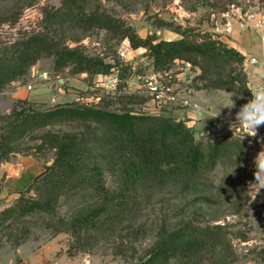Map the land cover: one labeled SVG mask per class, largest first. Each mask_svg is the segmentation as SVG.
Instances as JSON below:
<instances>
[{"label":"rangeland","instance_id":"1","mask_svg":"<svg viewBox=\"0 0 264 264\" xmlns=\"http://www.w3.org/2000/svg\"><path fill=\"white\" fill-rule=\"evenodd\" d=\"M62 2L0 0V17L14 18L13 23H0V54L22 37L44 32L60 43L78 46L85 54L101 57L106 62L119 61L118 48L127 47L128 60L136 65L134 69L123 70L119 85L113 88L100 78L104 75L90 77L86 73H71L70 66L56 71L53 56L43 53L24 74L0 88V191L9 180L22 179L10 193L0 195V212L13 206L21 192L35 196L34 190L26 192L25 189L54 157L53 149L40 145V136L47 131L76 133L83 128L75 121L55 123L36 129L7 146L3 138L8 126L6 117L14 108L46 110L72 102L113 111L146 112L152 108L148 98L139 92L142 76L149 74L152 68V60L145 55L144 48L132 49L127 39L119 40L104 29L83 30L68 20L62 23L59 18L51 22L50 15L63 7ZM87 10L104 11L123 20L141 37L153 33L161 39L178 37L168 28L157 27L158 20L163 19L174 25L193 27L195 33L206 32L213 38L225 36L229 38L227 44H231L238 30L251 32L250 28L255 27L260 15H264V0H88ZM227 24L231 26L229 32L224 30ZM243 24L247 27L243 28ZM185 63L190 65L189 75H193V91L187 107L194 110L193 118L180 116L178 112L184 110L177 107L162 110L171 115L176 113V117L185 120L196 141L205 143L225 135H245L242 130L236 131V127L241 126L236 121V113L242 106V98L232 96L235 107H223L227 104L226 92L240 97L242 94L201 87L206 80L200 78V68L187 61H176L172 70L179 71ZM221 71L224 72L212 68L209 76L205 75L215 78ZM197 91H213L219 95L204 109L202 118L193 103ZM218 108L219 114L209 117L215 115ZM232 111L234 116L229 115ZM246 143L248 146L242 154H232L220 161L195 183L161 187L145 184L120 220L109 227L77 234L54 232L48 227L51 221L71 218L85 205L81 198L61 197L51 217L40 214L21 219L12 217L0 224V264L9 260L13 264H25V261L29 264H137L156 239L161 224L173 228L184 221L200 226H221V243L202 251L197 257L200 264H264V187L260 188L255 178L256 157L264 152V126L258 128L256 137L249 136ZM8 167L17 169L18 173L10 174ZM104 180L108 187H115L109 173L104 174ZM18 247L21 256L16 254Z\"/></svg>","mask_w":264,"mask_h":264},{"label":"trees","instance_id":"2","mask_svg":"<svg viewBox=\"0 0 264 264\" xmlns=\"http://www.w3.org/2000/svg\"><path fill=\"white\" fill-rule=\"evenodd\" d=\"M88 0H63L62 8L54 11L51 22L68 20L83 30L104 29L119 40L127 39L132 49L144 48L152 60L154 71L172 68L176 61H187L201 70L206 80L203 88L230 90L242 94L241 105L251 99L246 56L233 46L206 32L195 33L193 27L174 25L159 19L160 28H168L177 38L161 39L155 33L139 36L123 20L106 12L87 10ZM14 22L8 15L0 23ZM43 53L53 56L54 69L70 66L71 73L90 77L110 75L118 70L119 61L106 62L90 56L78 47H70L44 32H35L13 42L0 54V88L24 74ZM224 70L208 78L211 69ZM127 67H122L119 75ZM216 73V72H215ZM121 76V75H120ZM199 87V86H197ZM3 136L8 146L28 133L55 123L75 121L82 125L79 132H50L40 136V145L53 149L54 157L44 171L36 174L15 204L0 212V224L14 217L21 219L36 214L53 216L58 201L81 198L85 201L71 218L51 221L54 232L77 234L90 229L109 227L122 217L134 201L139 189L147 183L192 184L213 170L232 154H242L248 136L225 135L196 141L186 121L167 113H146L125 109L113 111L106 107L79 104H57L46 110L15 108L6 117ZM109 173L115 187L106 185ZM221 226H200L184 221L173 228L164 223L158 227L156 239L137 264H200L198 255L220 244Z\"/></svg>","mask_w":264,"mask_h":264},{"label":"built area","instance_id":"3","mask_svg":"<svg viewBox=\"0 0 264 264\" xmlns=\"http://www.w3.org/2000/svg\"><path fill=\"white\" fill-rule=\"evenodd\" d=\"M259 23L260 20L258 19L254 28H257ZM230 29V24H227L224 28L226 32H229ZM262 40H264V37ZM118 55V70L116 69L113 74L100 76L101 79L107 80L113 88L120 83L119 71L121 68L127 67L129 69H134L136 65V63L128 60L127 47H119ZM255 63H257L256 57L248 56L245 59L244 66L247 67L248 65ZM189 71H191L190 65L185 63V65L181 66L179 71H173L172 68L165 71H154L151 68V72L149 74L142 76L143 85L140 87L139 92L141 95L147 97L148 101L152 104V108L149 107V111H146V113H150L151 111L165 113L162 110L164 108L171 109L172 107H177V109H186L189 107L190 97L193 91V75H189ZM42 76L44 79L47 78L46 73H43ZM240 130L241 126H237L236 131ZM247 139H249V136ZM248 142L250 143L251 141Z\"/></svg>","mask_w":264,"mask_h":264},{"label":"clouds","instance_id":"4","mask_svg":"<svg viewBox=\"0 0 264 264\" xmlns=\"http://www.w3.org/2000/svg\"><path fill=\"white\" fill-rule=\"evenodd\" d=\"M256 60V64H250L249 66L251 99L243 104L236 113V121L241 125L242 132L250 137H256L258 135V128L264 126V56H258ZM226 95L227 104L223 105V107L227 108L235 107V101L231 98L232 96H237L238 99L242 98L239 95L228 92H226ZM198 110L200 113H203V109ZM218 114L219 108L215 115L209 117H215ZM244 136L241 137V140ZM255 164L257 169L255 178L261 188L264 187V152L259 153L256 157Z\"/></svg>","mask_w":264,"mask_h":264},{"label":"crops","instance_id":"5","mask_svg":"<svg viewBox=\"0 0 264 264\" xmlns=\"http://www.w3.org/2000/svg\"><path fill=\"white\" fill-rule=\"evenodd\" d=\"M259 20H260V23L256 31L254 30V27L250 28L251 32L247 31L246 29L238 30L236 32V37H234L235 40H232V43L231 44L228 43V45L233 46L245 56L247 55L254 56V57L264 56V40H262V38L264 37V15H260ZM216 37L219 40L224 41L225 43H227L226 40H229V38H226L225 36H216ZM173 38H177V37H171L170 39H173ZM249 66L250 65L246 67V73H247V78H248V84L251 88L250 80H249ZM218 97H219L218 93H215L213 91L212 92L197 91L196 94L193 96V103L195 104V107L197 108L196 112L199 114L198 109H203L204 111V109L206 107L208 108L209 104L214 101V98H218ZM182 110L184 111L178 112L180 116H186L189 119L193 118L194 110H191V107L182 109ZM150 113H158V112L151 111ZM178 114L174 113L173 115L178 116ZM229 115L234 116L235 112L232 111V113L230 112ZM260 144L262 145V141L260 142ZM29 182L30 180L27 182V184ZM21 183H22V179L9 180V184L2 191H0V195H4V196L7 195L15 188V186ZM16 254L21 256V249L19 247L16 249ZM5 264H13V262L11 263V261L9 260ZM25 264H29L28 261H25Z\"/></svg>","mask_w":264,"mask_h":264},{"label":"water","instance_id":"6","mask_svg":"<svg viewBox=\"0 0 264 264\" xmlns=\"http://www.w3.org/2000/svg\"><path fill=\"white\" fill-rule=\"evenodd\" d=\"M243 27H247V25L246 24H243ZM214 38H217L216 36H214ZM203 115H204V112L203 113H200L199 112V118H202L203 117ZM6 164H8L7 162H5ZM52 163V160L51 161H49L48 163H47V165H50ZM12 167H8V171L10 172V174H13V175H15V174H17L18 173V170L17 169H14V168H12Z\"/></svg>","mask_w":264,"mask_h":264},{"label":"bare ground","instance_id":"7","mask_svg":"<svg viewBox=\"0 0 264 264\" xmlns=\"http://www.w3.org/2000/svg\"><path fill=\"white\" fill-rule=\"evenodd\" d=\"M12 169V168H11Z\"/></svg>","mask_w":264,"mask_h":264}]
</instances>
